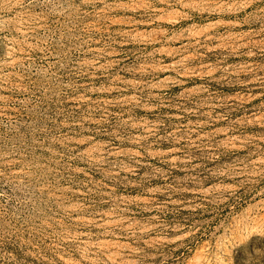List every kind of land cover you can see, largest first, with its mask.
I'll use <instances>...</instances> for the list:
<instances>
[{"label":"rangeland","instance_id":"1","mask_svg":"<svg viewBox=\"0 0 264 264\" xmlns=\"http://www.w3.org/2000/svg\"><path fill=\"white\" fill-rule=\"evenodd\" d=\"M258 93L264 0H0V264H264Z\"/></svg>","mask_w":264,"mask_h":264},{"label":"bare ground","instance_id":"2","mask_svg":"<svg viewBox=\"0 0 264 264\" xmlns=\"http://www.w3.org/2000/svg\"><path fill=\"white\" fill-rule=\"evenodd\" d=\"M143 70H145V69H143ZM231 87L232 88H235V89H238V90H241V91L244 90V89L249 90V91L253 90V88L250 85V83H243V84L242 83H234ZM198 91H201V90H198ZM262 97L263 96L260 93H258V94H251L248 97H246V98H243L242 97L241 99L239 97L236 101L239 102V106L240 107L239 106L237 108H231V107H229L230 108V110L228 111L229 112V117H233V116L237 115L239 113V111L240 112H243L245 114H247L249 112H252L253 115L250 116L249 119L245 123L243 121L240 122L238 124V127L244 128L246 131H249L252 128L264 129V112H263L264 111V100L262 102L259 101ZM235 130H236L235 128H230L228 130V132L235 131Z\"/></svg>","mask_w":264,"mask_h":264}]
</instances>
